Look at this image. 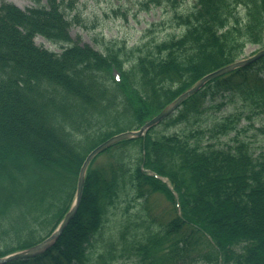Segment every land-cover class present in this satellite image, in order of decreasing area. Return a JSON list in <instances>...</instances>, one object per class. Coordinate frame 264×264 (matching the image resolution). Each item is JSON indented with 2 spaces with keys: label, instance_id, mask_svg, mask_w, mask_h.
I'll use <instances>...</instances> for the list:
<instances>
[{
  "label": "trees",
  "instance_id": "obj_1",
  "mask_svg": "<svg viewBox=\"0 0 264 264\" xmlns=\"http://www.w3.org/2000/svg\"><path fill=\"white\" fill-rule=\"evenodd\" d=\"M31 1H0V258L55 231L93 149L140 129L248 45L264 48V0H138L168 18L134 46L101 37L98 49L71 37L84 24L78 0ZM39 36L62 52L37 46ZM263 74L264 58L214 78L162 123L198 121L207 96L225 90L252 119L264 113ZM246 112L108 148L59 241L6 264H264V152L242 137L255 128L239 127ZM155 194L172 204L164 221L148 208Z\"/></svg>",
  "mask_w": 264,
  "mask_h": 264
},
{
  "label": "rangeland",
  "instance_id": "obj_2",
  "mask_svg": "<svg viewBox=\"0 0 264 264\" xmlns=\"http://www.w3.org/2000/svg\"><path fill=\"white\" fill-rule=\"evenodd\" d=\"M0 1L16 4L23 10L33 5L31 0ZM137 2L138 0H101L97 3L93 0H78L79 16L83 18L84 24H77L71 28L72 39L79 40L82 45L88 44L95 49H98L96 39L101 37L126 41L130 46L138 44L147 28L151 27L153 23L164 21L168 16L162 9H154L149 12L142 11L139 9ZM188 4L190 6L194 4L193 0L189 1ZM115 10L120 13L117 14ZM35 43L37 46L56 53H61L63 50L40 36L35 39ZM260 48L258 45H248L244 57L248 58L254 55ZM204 108L205 110L198 117V121H196V118H190L170 127L162 123L155 127V134H172L182 132L185 128H195L200 125L211 126L215 121L239 113L241 110H247L239 127L253 122L255 128L242 137L252 142V146L257 153L264 152V133L256 130L264 126V113L260 111L261 109H257L259 113L254 115L252 119H247L246 116L252 114L248 103L244 105L240 98H233L229 90L208 95ZM233 135L234 133L230 134V136ZM105 156H101L98 161L104 159ZM143 207L137 206L135 210L141 211ZM148 208H150L152 214L159 216L164 221L171 214L172 204L162 194H155L153 199L148 201Z\"/></svg>",
  "mask_w": 264,
  "mask_h": 264
},
{
  "label": "water",
  "instance_id": "obj_3",
  "mask_svg": "<svg viewBox=\"0 0 264 264\" xmlns=\"http://www.w3.org/2000/svg\"><path fill=\"white\" fill-rule=\"evenodd\" d=\"M264 58V49L257 52L255 55L247 58L242 59L237 62H234L228 66H225L217 71H214L206 76H204L200 81H198L191 89L181 94L177 99H175L169 106H167L158 116H156L154 119H152L149 123H147L145 126H143L140 130H133V131H126L119 133L118 135H115L111 137L110 139L106 140L105 142L101 143L99 146H97L95 149H93L88 156L86 157L81 170L79 174L78 179V185L76 190V195L74 202L63 218V220L60 222L58 227L55 229V231L47 237L45 240H43L41 243L25 249L18 252H14L12 254H9L5 257L0 258V264H6L10 263L12 261L16 260H25L29 258L37 257L45 252H47L49 249H51L61 238L65 230L68 228L72 220L76 217L77 213L79 212L80 205L82 202L83 197V191L86 181V175L88 168L90 164L93 162V160L99 156L102 152L107 150L108 148L116 145L119 142H122L124 140H130L134 138H140L144 136L150 128L158 124L160 121L168 117L171 113H173L185 100L193 96L194 94L198 93L200 90L204 88V86L212 79L216 77H221L223 75H226L230 72H233L236 69L243 68L246 66H249L256 61ZM164 181H167V179H164Z\"/></svg>",
  "mask_w": 264,
  "mask_h": 264
}]
</instances>
